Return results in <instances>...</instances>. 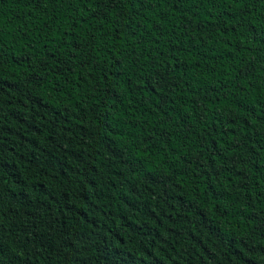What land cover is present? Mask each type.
<instances>
[{"label":"trees","instance_id":"1","mask_svg":"<svg viewBox=\"0 0 264 264\" xmlns=\"http://www.w3.org/2000/svg\"><path fill=\"white\" fill-rule=\"evenodd\" d=\"M0 264H264V0H0Z\"/></svg>","mask_w":264,"mask_h":264}]
</instances>
